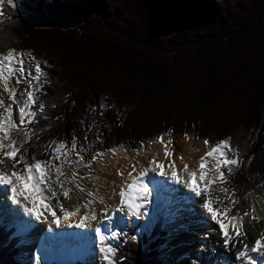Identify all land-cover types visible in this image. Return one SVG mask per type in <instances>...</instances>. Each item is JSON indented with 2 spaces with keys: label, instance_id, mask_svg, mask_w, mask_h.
Instances as JSON below:
<instances>
[{
  "label": "trees",
  "instance_id": "obj_1",
  "mask_svg": "<svg viewBox=\"0 0 264 264\" xmlns=\"http://www.w3.org/2000/svg\"><path fill=\"white\" fill-rule=\"evenodd\" d=\"M0 13V53L31 52L44 73L26 158L73 137L93 160L189 133L229 140L240 166L225 186L240 199L264 185V0H17ZM158 229L117 264H165ZM17 254L0 226V264Z\"/></svg>",
  "mask_w": 264,
  "mask_h": 264
},
{
  "label": "snow or ice",
  "instance_id": "obj_2",
  "mask_svg": "<svg viewBox=\"0 0 264 264\" xmlns=\"http://www.w3.org/2000/svg\"><path fill=\"white\" fill-rule=\"evenodd\" d=\"M3 2L4 0H0V3ZM7 2L11 4L12 0H7ZM0 15H2V13H0ZM26 58H30L31 61L35 62V74H33L30 67H26ZM43 76L44 73L41 64L31 52H17L15 49H9L6 53H0V81H2V90L9 93L8 99L10 101V103L6 104L5 100L0 98V108H3L4 110L3 114H0V134H2L0 135V165H3L5 159L13 161V168H16L18 164L24 165L20 171H12L10 174L0 171V184L10 186L12 201L19 205L25 214L33 217L37 221L43 222L41 218L44 211H47L52 216L51 223H54L56 227L59 228L61 226V217L57 216V212L55 211L56 206L50 203L53 198H57L58 196L53 185H56L61 189L62 195L65 199H69L70 193L73 189L72 187L65 188V184H73L76 182L78 172L75 170L71 171L69 177V175L66 174L64 167L67 165L71 168L73 163L82 162L83 157L77 151L75 137H73L70 145L63 141H53L51 144L47 145L48 148H51V156L47 161H37L33 157L32 162L29 163L26 159V155L21 153L23 145L31 142L33 136L36 135L33 129L27 127V125L36 122L35 118L37 116L36 111L29 110V105L35 106L36 104V96L33 89L37 91L40 90L39 83ZM13 80L15 81V84L23 82L27 83V89L24 93L26 99L22 102L17 98V88L12 83ZM33 81H36V83L34 84ZM13 105H20L19 123L13 118ZM39 112H44V105H39ZM21 130L24 132V139L18 147L17 140L19 137H14L12 133ZM6 139L9 141L7 145L4 143V140ZM158 139L162 144L164 143L162 136ZM168 143H171V141ZM204 144L205 146H208L209 142L205 140ZM53 145H55V147H53ZM141 148H143V144L141 145ZM5 149H10V151H5ZM26 151L27 150L25 149V153ZM110 151L115 154L116 149H110ZM234 152L235 150L230 145L229 140L218 142L206 152L205 157H213L216 160L215 170L217 175L214 177L207 176L204 171L207 166L206 158L201 157L199 163V177L197 178V172L195 171L190 173L192 178V190L196 192L197 195H201L197 180L205 181V190L209 189L217 180L222 184L227 183L228 176L232 174L233 168L240 166L238 157L230 155V153ZM73 153L76 154V161L70 159ZM103 155V153H96L93 156V160ZM169 155L170 153L167 150V145H165V156L168 157ZM17 157H19V159H17ZM181 160H183V157H181ZM150 163L155 164V166L160 169L158 173L159 175L163 176L166 174L164 170L165 166L162 163H158L155 159ZM168 167L172 169L173 178H176L177 173L175 171V162L173 161L170 163ZM222 168L227 169V174L221 170ZM135 170V165H133L132 171L128 173L132 183L126 184L124 188H121L119 195L121 197L120 204L122 207L128 208L129 215L139 216L144 213L140 212L141 204L133 202L131 190L136 189L137 201H147L151 195V190L146 183L142 182L143 178L147 176V170L140 172L138 177H134L132 172ZM184 171H188V166L186 164L184 165ZM53 172L55 174L54 176ZM118 174L121 176L124 175L123 172H119ZM75 187L80 191H84L78 182L75 183ZM45 189L51 193V196L45 195ZM220 191L225 194L226 198L231 200L233 206L238 203V201L233 198L235 197V190H232L230 196L228 195L229 189L227 187H221ZM89 195L91 196L92 193H89ZM91 202L92 201H89L88 203L91 204ZM216 202H219V198H217ZM29 203L32 205L31 207L28 206ZM213 203L214 201L209 198L204 203V208L210 213L213 221L219 225L224 240V247L228 248L229 244H231L232 247L235 248L237 244H241V250H238L235 253V259L240 261V264H264V251L261 250L264 249V231L261 232L260 238L254 241V246L250 249L252 254L259 255L261 261H257L253 255H250L248 243L243 242L244 239L247 238V233L244 231V218L249 216V213L245 212L243 215L237 213L229 216L228 213L232 211V208L225 207L221 210L214 208ZM84 207H88V205L86 204ZM59 208L63 213L62 219L64 221H70L72 217L80 214V208L69 210L65 209L62 204H59ZM120 210H122V208L117 209V211ZM253 212H255V208H253ZM218 217H224V219ZM89 218L96 220L97 217L95 212H92L90 216L87 214L80 216V219L76 224L69 222L67 223V227L84 228L87 226L86 222ZM259 219L260 217L256 215L251 216V220L253 221L259 222ZM95 232L99 238V252L105 261V264H117L115 257L118 252V247L108 242L116 241L119 237V233L111 232L110 235H105L99 226L95 228ZM132 239L135 240L136 237L133 236ZM35 264H41V257H35Z\"/></svg>",
  "mask_w": 264,
  "mask_h": 264
},
{
  "label": "bare ground",
  "instance_id": "obj_3",
  "mask_svg": "<svg viewBox=\"0 0 264 264\" xmlns=\"http://www.w3.org/2000/svg\"><path fill=\"white\" fill-rule=\"evenodd\" d=\"M163 141V144L159 141V139L152 141L151 143L144 145L143 148L137 152H130L125 149L117 148L115 154L108 153L105 155L106 157L104 160L102 159L99 161L100 163L98 164L97 174L94 179L95 194L91 204L87 203L88 207H85L84 210V212L89 216L92 212H95L97 219L92 220L89 218V220L86 222V227H67V223L69 222L76 224L80 219V215L72 217L70 221H64L61 217V226L57 228L54 223H51V219L43 218L42 216L41 220L43 222H41L25 214L28 220L20 226L18 231L22 238L19 243V247L21 248L20 251L22 252L20 254V259L23 260L25 264H35V257H41V262L43 260L48 261V255L53 253L55 256L60 257L66 262L80 261L82 264H98L99 261L101 262V258L99 260L97 259L98 256L96 252L100 248L99 238L97 237L95 231L94 234L91 233V229L93 225H95L93 230L99 226L105 235H109L107 221H113V217H111V215L108 213L109 211H125V215L129 216L130 221L136 218V215H129L127 207L121 206V197L119 195L121 188H124L126 184L132 183L128 173L132 171L133 165H135L136 168V170L132 172L134 177H138L140 172L147 170V176L143 178L142 182L146 183L148 188L151 190V195L147 201L150 202L149 205L152 209L150 211L144 212L143 218H145V221H148V219L154 215L157 206L156 198L159 199L161 194L160 192V194L155 196L154 192L158 191L159 193V190H161L162 187L166 186L169 191H172L175 194L176 198L181 195L180 192L183 191L184 198L191 196L193 200L203 199L204 195L206 194V190L204 188L205 181L197 180L201 190V195H197L196 192L191 193L190 191L193 190L191 186L192 178L190 173L195 171L197 172V178L199 177L200 159L201 157H205L206 152H208L213 146H205L203 141L200 139H195L189 134H187L185 138L179 139L175 146V140L169 135L163 136ZM169 141H171V143H168ZM165 145H167V150L170 153L168 157L165 156ZM181 157H183V160H181ZM205 158L207 166L204 171L206 172L207 176H209V173L207 172L210 170L209 164L213 163V157ZM153 159L165 166V175L161 176L158 174L160 169L157 168L155 164L150 163ZM173 161L175 162V171L177 173V177L174 178L172 181L173 183L171 184L166 180H168V178L172 175V169L168 166ZM185 164L188 166V171H184ZM119 172H123L124 175H119ZM183 174L189 176L188 182L186 184H182L185 190H182L183 188L178 186V183L182 182L181 178L184 176ZM2 190L3 192H7L8 195L11 193L10 186H3ZM136 195V189L131 190L133 202L140 203L141 208H144L145 201H137ZM152 195L155 197V199L152 198ZM207 198L212 199V194L210 192L207 193ZM1 200L2 199H0V219L1 216L9 218L5 211L8 209L7 205L3 204ZM28 206L31 207L32 205L29 203ZM182 206L185 207V205ZM214 206L216 205L213 203V207ZM223 206L224 205L219 204V206L214 208L223 210ZM253 207L255 208V212H252L253 215L260 217V219L259 222H256L250 218H244V231L247 233V238L244 239L243 242L248 243L249 252L251 247L254 246V241L260 238L261 232L264 231V193L262 194L261 198L254 201ZM118 208H122V210L117 211ZM202 211L210 215V213L204 208V205ZM232 214V211L228 213L229 216ZM102 215L105 218L101 217ZM218 218L224 219V217ZM190 221L195 223L194 219H191ZM204 221L206 224L201 225H206L209 228H213L211 230H202V234H204V236L201 238V241L204 242L206 246L205 248L208 250L207 254H213L215 251L220 250L223 252V257L222 259L216 258L217 262L219 264H229L227 263V258L229 257L227 252L232 254L235 258L236 251L241 250L242 245L237 244V246L233 248L232 245L229 244V247L225 248L219 225L213 221L211 215L210 217H204ZM4 222L5 219L2 220V223ZM201 225L199 224L194 226L201 228ZM94 236H96V239H93ZM193 238H195V235L193 236V234L184 230L181 232L179 238H177L176 241L178 244L184 242V248L188 249L187 243L189 241H193ZM177 242L175 243V246H177ZM218 243H221L222 246L218 245ZM184 248L181 247L180 250L183 252L185 251ZM173 251H175V249ZM194 255L196 258L205 261L203 258L205 254L203 256L197 251L194 253ZM250 255L253 254L250 252ZM253 257L257 261L261 259L257 254H254ZM236 262L237 264H240V261L236 260ZM209 264H211V261Z\"/></svg>",
  "mask_w": 264,
  "mask_h": 264
},
{
  "label": "rangeland",
  "instance_id": "obj_4",
  "mask_svg": "<svg viewBox=\"0 0 264 264\" xmlns=\"http://www.w3.org/2000/svg\"><path fill=\"white\" fill-rule=\"evenodd\" d=\"M17 2V0H12V5L15 4ZM34 66H35V62L31 61L30 58H26V67H30L31 70L33 71V74H35L34 72ZM12 83L15 85V87L17 88V98L18 100H20L21 102L26 99L25 96V90L27 89V83L23 82L20 84H15V81L13 80ZM33 83L35 84L36 81H33ZM33 91L36 94L35 89H33ZM9 93L4 92L2 90V81H0V98L4 99L6 104L10 103L9 99ZM19 106L20 105H13V118L14 120L19 123ZM31 105H29V110L31 111L30 108ZM3 108H0V114H3ZM28 126V125H27ZM189 134V133H186ZM2 135V134H0ZM12 135L14 137H19V139L17 140V146H20L21 141L24 139V132L23 130L19 131V132H13ZM169 135L171 136L175 141H174V146L175 144H177L179 139L185 138L186 135H184V137H179L176 135H172L171 132H167L165 135L166 136ZM191 135V134H189ZM194 137V136H193ZM195 138V137H194ZM195 139H199V138H195ZM158 139H152L151 141L147 142V143H143V146L151 143L152 141H155ZM202 141V139H200ZM204 142V141H203ZM209 144L208 145H212L215 146L214 141H208ZM4 143L7 145L9 143V141L6 139L4 140ZM118 149H123V148H118ZM117 150V149H116ZM126 150V149H125ZM138 151L141 150V146L137 149ZM5 151H10V149H5ZM132 151V150H131ZM130 151V152H131ZM132 152H137V151H132ZM112 153V152H111ZM108 154V153H106ZM105 154V155H106ZM83 157V161L82 162H75L73 163L72 167L69 168L67 165H65L64 170L66 172L67 175H69L70 177V172L75 170L78 172V177L76 182H78L80 184V186L84 189V191H80L79 189H77L75 187V183L73 184H65V188L68 187H72L73 191L70 193V198L69 199H65L64 196L62 195V191L59 187H57L56 185H53V187L55 188L58 196L57 198H53L50 203L52 205H55V211L57 212V215L59 217L63 216V213L60 211L59 208V204H62L63 207L65 209H69V210H74L75 208H80V216L86 215V213L84 212L85 207L84 205H86L89 201H92L93 196L95 194V183H94V179L95 176L97 174V168H98V164L100 163V160H104L105 159V155L101 156V157H97V159L92 160V162L90 161V159H88V157L86 156L85 153L80 154ZM17 159H19V157H17ZM70 159H72L73 161H76V158L74 156V153L72 154V156L70 157ZM29 163H31V161L29 159H27ZM213 163L209 164L210 166V170L207 172L209 173L210 177H214L217 175V172L215 170V163L216 160L215 158L212 159ZM11 160L10 159H5L3 165H0V171H4L7 174H10L12 171H15L16 168H13L11 164ZM90 165V166H89ZM20 166H24L23 164H18L17 167L18 169H20ZM222 171H224L227 174V169L226 168H222ZM26 174V173H25ZM54 172H53V176H54ZM184 176L181 178L182 182L178 183L179 187H182V190H185L184 186L182 184H186L188 182V177L186 176V174H183ZM172 175L168 178V180H166L168 183H173L172 181L174 180V178L172 179ZM230 177V176H228ZM82 178V179H81ZM63 179V177H62ZM221 187H226L225 184H222L219 180H217L214 184H212L210 186L209 189L206 190V194L204 195L203 199L201 200H193V198L191 196L184 198L183 197V191H181V195H179L177 198L175 197V194L172 191H169L167 189V187H162L161 190L154 192L155 196H157V194H160L159 199L156 198L157 201V206H156V210L154 215L148 219V221H145V218H143V215H136V218L134 220L130 221V218L128 215H125V211H120V212H115V211H109L108 213L110 215H113L111 217H113V221H110L107 226L109 227V235L111 234V232H117L119 233V237L116 241H109L108 243L113 244L114 246L118 247V252L117 255L115 257L116 261H119L120 259H122L124 257V253L127 251L126 244L127 243H133L136 241H139L140 237L142 235L144 236H149V234L151 233L150 231L153 230V226L157 223H159L160 225V229L158 231L159 234H161L163 232V230H165L164 232L168 233V241L167 244L165 246H163L160 249L161 252V257L162 260L165 264H198L200 261H202L201 259L196 258V256L194 255V253H196L197 251L200 252L203 256L205 254V256L203 257L205 261L207 262H200V264H209L211 261V264H219L217 262L216 258H220L222 259L223 257V252L218 250L215 251L213 254H207L206 250V246L204 244L203 241H201V238L204 236V234H202V230L203 229H207V230H211L213 228H209L206 225H201V224H206L204 221V217H210V215L206 212L202 211L203 205L206 202V200H208L207 198V193H211L212 194V200L214 201V204L216 206H219V204L224 205L223 207H229L232 208V215H235L237 213H239L240 215H243L245 212L249 213V216L245 217L247 219H251V216L253 215V203L255 200L261 198L262 194L264 193V185H262L261 187H259L257 191H255L252 195L244 198V199H238L237 197V193L235 192V197H233L234 199H236L238 201V203L233 206L231 203V200L226 198L225 194L222 193L220 191ZM178 191V190H177ZM232 190L229 189V193L228 195H231ZM89 193H92V195L90 196ZM45 195L46 196H51V193L47 191V189H45ZM152 198L155 199V197ZM214 198V199H213ZM215 198H219V202H216L217 199ZM0 199H2V197H0ZM3 200V199H2ZM1 200V201H2ZM205 201V202H204ZM176 203L177 206L173 207L170 206V213L169 215H167L168 212V203ZM150 202L145 201V206L144 208L140 209L141 213H144L145 211H150L152 208L149 205ZM6 205V204H5ZM182 205H186L188 206L186 208V206H182ZM214 206V207H216ZM8 207V205H7ZM9 208V207H8ZM231 216V215H230ZM103 218H105L103 215L101 216ZM43 218H48L52 220V216L47 212L44 211L43 214ZM194 219L195 223H192L190 220ZM201 225V228H197L194 225ZM0 226H2V224L0 223ZM95 227V225L92 226V231L91 233L94 234L93 228ZM116 229V230H115ZM186 230L187 232L193 234V236L195 235V238H193V241H189L187 243V248L185 249L184 246V242L181 244H178V242L176 241L177 238H179L180 234L182 231ZM18 235H20L17 231V233H15ZM21 236V235H20ZM135 236L136 239L133 240L132 237ZM92 238V237H91ZM93 239H96V236L93 237ZM22 240V238H21ZM19 240V241H21ZM177 242V246H175V243ZM218 245L222 244L218 243ZM181 247L184 248L185 251H181ZM21 250V248L19 246H17V250ZM175 249V251H173ZM262 251H264V249H261ZM97 252V256H98V260L100 259L101 262L99 261L98 264H105V261L103 260L99 249L96 251ZM22 252L20 251V254ZM20 254H18L19 256V260L24 263L23 260L20 259ZM227 254L229 255V257L227 258L229 264H237L234 256L232 254H229L227 252ZM254 255V254H253ZM258 255V254H257ZM49 261L43 260L41 262V264H51L52 262H54L55 264H74V262H66L64 260H62L60 257L55 256L53 253H50V255H48ZM101 256V257H99ZM199 261V262H198ZM258 261H261L258 260Z\"/></svg>",
  "mask_w": 264,
  "mask_h": 264
}]
</instances>
